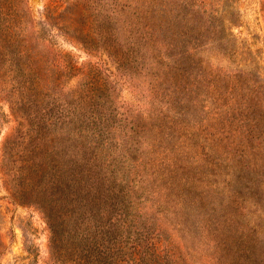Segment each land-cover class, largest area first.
I'll use <instances>...</instances> for the list:
<instances>
[{"label": "rangeland", "instance_id": "374dc122", "mask_svg": "<svg viewBox=\"0 0 264 264\" xmlns=\"http://www.w3.org/2000/svg\"><path fill=\"white\" fill-rule=\"evenodd\" d=\"M11 2L0 165L40 160L43 207L0 172V264H264V0Z\"/></svg>", "mask_w": 264, "mask_h": 264}, {"label": "trees", "instance_id": "16d2710c", "mask_svg": "<svg viewBox=\"0 0 264 264\" xmlns=\"http://www.w3.org/2000/svg\"><path fill=\"white\" fill-rule=\"evenodd\" d=\"M17 11V8L14 6L13 2L1 6L0 4V12L5 13L7 16H10V19L7 20V23H11V19L13 14ZM255 127V126H253ZM252 130L250 132V136L247 138V148L249 150V157L252 158L248 170H255L257 168V153L261 148L262 140L253 133ZM9 139L4 141V146L2 148V160L0 165V172L4 179V186L10 195L12 201L16 204L22 206H35V207H43L41 202V161L37 159H32L29 156V150L24 149L22 155L16 156L14 162H11L8 158L9 154H7V149L5 150ZM263 154H264V148ZM10 166L12 169L10 170ZM67 171L64 167L59 168V172L54 180V184L57 188H55V196L60 195L63 196L65 193H69L72 187V182L69 180V176L67 175ZM238 178V180L242 177L238 171H236V175L234 176ZM237 193L239 190H236ZM241 196H239L240 198Z\"/></svg>", "mask_w": 264, "mask_h": 264}]
</instances>
